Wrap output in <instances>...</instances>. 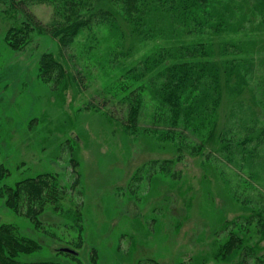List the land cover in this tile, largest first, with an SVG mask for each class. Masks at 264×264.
I'll list each match as a JSON object with an SVG mask.
<instances>
[{
  "label": "rangeland",
  "instance_id": "obj_1",
  "mask_svg": "<svg viewBox=\"0 0 264 264\" xmlns=\"http://www.w3.org/2000/svg\"><path fill=\"white\" fill-rule=\"evenodd\" d=\"M6 9L0 4V167L7 170L0 192L40 175L57 184V200L39 215L38 226L25 212L10 209L0 194V224L14 226L39 245L33 253L20 254L17 263L225 264L213 257L224 237L222 223L246 215L245 206L215 167L205 169L210 167L205 157L184 151L182 161L166 165L169 175L163 173L162 163L178 157L174 149L145 135L126 136L120 105L110 102L103 108L106 88L120 76V60L107 63L114 48L107 31L100 32L94 58L81 55V43L67 52L69 71L79 84L59 94L39 71L44 54H58V43L35 34L25 48L13 50L6 35L22 16L11 17ZM32 11L45 24L51 21L50 7ZM160 42L138 43L126 65ZM233 104L226 97L223 112ZM151 114L147 107L143 127L150 125ZM155 161L160 165L154 167ZM226 174L235 184L233 171ZM78 213L79 228L74 225ZM257 252L264 261V242Z\"/></svg>",
  "mask_w": 264,
  "mask_h": 264
},
{
  "label": "trees",
  "instance_id": "obj_2",
  "mask_svg": "<svg viewBox=\"0 0 264 264\" xmlns=\"http://www.w3.org/2000/svg\"><path fill=\"white\" fill-rule=\"evenodd\" d=\"M0 4L7 6L5 14L22 16L6 35L10 48L22 50L35 34L58 43V54H44L39 71L59 94L79 84L69 71L67 52L81 43V55L94 58L100 32L107 31L114 42L107 63L120 60V76L106 88L109 97L103 108L110 102L120 105L126 136L145 135L174 149L176 160L161 166L167 175V166L182 161L184 151L205 157L210 166L205 169L220 172L247 212L222 223L224 237L217 243L214 260L264 264L257 252L264 242V0H0ZM36 6L52 9L49 23L34 14ZM159 41L140 60L126 65L138 43ZM226 97L234 101L228 113L223 112ZM147 107L152 108L150 125L143 127ZM227 169L233 171L235 184L227 178ZM6 175V168L0 167V184ZM49 177L22 180L0 194L10 209L25 212L38 226L39 215L57 200L53 197L57 184L48 182ZM171 177L176 179L173 171ZM76 216L79 213L74 218L79 228ZM38 249L37 242L20 236L14 226L0 224V264H18L20 254Z\"/></svg>",
  "mask_w": 264,
  "mask_h": 264
},
{
  "label": "water",
  "instance_id": "obj_3",
  "mask_svg": "<svg viewBox=\"0 0 264 264\" xmlns=\"http://www.w3.org/2000/svg\"><path fill=\"white\" fill-rule=\"evenodd\" d=\"M62 252H66V253H71V254H75V251L71 250V249H68V248H64V249H61Z\"/></svg>",
  "mask_w": 264,
  "mask_h": 264
}]
</instances>
